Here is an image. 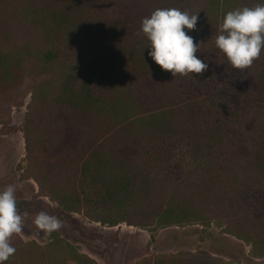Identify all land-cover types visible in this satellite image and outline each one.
Wrapping results in <instances>:
<instances>
[{
    "label": "trees",
    "instance_id": "trees-1",
    "mask_svg": "<svg viewBox=\"0 0 264 264\" xmlns=\"http://www.w3.org/2000/svg\"><path fill=\"white\" fill-rule=\"evenodd\" d=\"M262 2L0 0V125L12 131L31 95L23 179L84 236L75 214L152 232L217 223L264 257V50L238 70L215 46L227 12ZM164 8L199 12L185 31L202 74L174 78L148 55L141 22ZM9 242L5 264H98L60 233ZM155 264L230 263L202 251Z\"/></svg>",
    "mask_w": 264,
    "mask_h": 264
},
{
    "label": "rangeland",
    "instance_id": "rangeland-1",
    "mask_svg": "<svg viewBox=\"0 0 264 264\" xmlns=\"http://www.w3.org/2000/svg\"><path fill=\"white\" fill-rule=\"evenodd\" d=\"M30 101L31 95L25 99L24 105L13 109L12 131L0 125V190L8 185L15 186L17 206L23 209L20 214L23 226L19 235L26 242L36 241L44 245L51 241L54 232L60 233L67 243L98 264H155L160 255L173 261L182 253L202 251L230 264H264V257H256L251 245L226 233L217 223L208 227L202 224L172 226L152 232L125 223L116 227L101 226L84 215L75 214L90 236L75 230L71 218L59 210L58 204L41 196L39 185L33 179L22 177L27 166L22 126ZM40 212L59 219L61 228L51 233L37 228L34 220ZM92 233H100L105 239L93 238Z\"/></svg>",
    "mask_w": 264,
    "mask_h": 264
},
{
    "label": "clouds",
    "instance_id": "clouds-1",
    "mask_svg": "<svg viewBox=\"0 0 264 264\" xmlns=\"http://www.w3.org/2000/svg\"><path fill=\"white\" fill-rule=\"evenodd\" d=\"M199 12L191 14L176 8L156 9L141 22V32L148 41V55L163 70L189 76L205 72L209 63L198 57L201 43L195 42L187 30H195ZM215 46L229 64L243 70L253 64L264 50V2L253 8L229 11L218 27ZM16 188L8 185L0 190V264L15 254L10 238L22 231V216L17 211ZM37 228L49 233L61 228L55 216L40 212L34 220Z\"/></svg>",
    "mask_w": 264,
    "mask_h": 264
}]
</instances>
